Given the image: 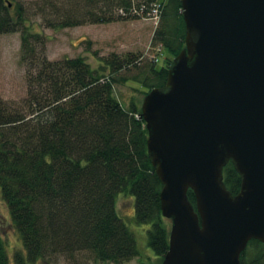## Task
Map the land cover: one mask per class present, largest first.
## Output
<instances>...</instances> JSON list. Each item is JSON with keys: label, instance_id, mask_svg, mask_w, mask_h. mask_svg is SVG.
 <instances>
[{"label": "trees", "instance_id": "trees-1", "mask_svg": "<svg viewBox=\"0 0 264 264\" xmlns=\"http://www.w3.org/2000/svg\"><path fill=\"white\" fill-rule=\"evenodd\" d=\"M181 0H0V33L20 32L26 94L0 97V194L18 232L13 264H54L77 254L121 264L139 256L134 234L116 212L118 193L134 198V218L147 223V244L161 264L169 245L168 218L160 210L161 182L148 156V131L140 118L143 97L164 87L168 68L185 45ZM46 27L157 17L151 42L157 56L111 53L93 67L82 55L49 60L45 37L32 29V15ZM157 61V62H156ZM141 68L131 79L145 90L124 106L114 76ZM142 67H145L142 72ZM223 181L235 194L240 177L229 161ZM189 200L195 205L191 189ZM0 233V264H11ZM239 264H264V243L251 239ZM143 264H146L142 262ZM77 264H82L78 262Z\"/></svg>", "mask_w": 264, "mask_h": 264}, {"label": "water", "instance_id": "water-1", "mask_svg": "<svg viewBox=\"0 0 264 264\" xmlns=\"http://www.w3.org/2000/svg\"><path fill=\"white\" fill-rule=\"evenodd\" d=\"M180 5L185 45L139 115L170 221L161 264H239L249 240L264 243V0ZM229 161L235 194L223 181Z\"/></svg>", "mask_w": 264, "mask_h": 264}, {"label": "rangeland", "instance_id": "rangeland-1", "mask_svg": "<svg viewBox=\"0 0 264 264\" xmlns=\"http://www.w3.org/2000/svg\"><path fill=\"white\" fill-rule=\"evenodd\" d=\"M32 1V0H22ZM32 29L41 32L45 39L44 54L49 60L63 57L84 56L93 67H97L100 58L111 53L124 56L128 53L141 55L145 61L157 56V65L163 64L164 51L158 52L157 45L151 42L157 17L128 18L107 23H85L70 27H46L40 20V15L31 16ZM20 32L0 33V97L5 101H18L26 94L25 70L21 60ZM141 67V66H140ZM129 66L114 74L120 78L114 85L116 97L124 106L142 98L144 87L131 78L140 75L141 68ZM142 67V72L145 70ZM116 212L129 230L134 234L139 256L121 264H158L159 258L147 244V229L149 224L137 223L134 218V198L130 194L118 193L116 197ZM170 225V221L167 220ZM0 233L6 242V248L12 263L13 252L21 249V241L15 230L7 205L0 194ZM114 264L102 262L89 257L87 253L77 254L75 259L60 258L54 264ZM36 264H43L38 262Z\"/></svg>", "mask_w": 264, "mask_h": 264}]
</instances>
